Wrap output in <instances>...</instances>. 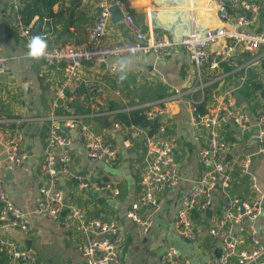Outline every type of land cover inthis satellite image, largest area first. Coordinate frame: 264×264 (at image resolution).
I'll list each match as a JSON object with an SVG mask.
<instances>
[{
    "label": "built area",
    "instance_id": "1",
    "mask_svg": "<svg viewBox=\"0 0 264 264\" xmlns=\"http://www.w3.org/2000/svg\"><path fill=\"white\" fill-rule=\"evenodd\" d=\"M1 1V0H0ZM26 0H11V15L21 45H27L32 37L41 36L47 41L45 54L38 58L49 65H56L62 72L61 80L53 87L42 164L39 169L41 186L38 190L35 212L50 221L59 223L62 229L75 238L76 249L83 264H122L119 251L126 241L123 223L104 218L102 213L94 214L81 203L68 202L64 191L65 178L73 180L79 191L99 192L108 198L120 196V190L106 183H96L92 175L73 170L74 138L82 144L89 159H96L108 168L117 165L119 147L104 139L90 123L104 118L125 139L142 140V162L133 168L139 182L138 196L127 212V219L133 222L140 234L147 235L155 214L165 203L167 191L181 181L176 164L178 140L169 131L170 105L185 104L191 123L202 128L206 144L199 150L200 172L194 189L183 199L175 220L179 237L184 242H197L207 231L208 251L211 258L206 264H264V242L258 234L256 222L262 215L264 190L259 177L251 166V157L240 161L235 172L227 163L229 150L236 146L226 137L231 127L242 131L255 128L260 144L259 153L264 154V104L254 121L251 107L254 97L243 105L237 104L232 92L219 93L204 115L197 112L198 105L205 103L206 89L219 83L223 76L221 64L227 63L234 73L247 72L264 61V31L251 30L260 16L261 0H196L187 12L189 26L178 36H161L146 31L128 11L123 0H98V13L87 33V42L82 46L66 45L52 47L49 44L53 33L50 18H42L39 32L34 31L33 21L25 22L22 10ZM194 3L203 8L209 19L216 23L206 25L195 14ZM117 11L131 36V40L107 43V28ZM237 12L236 14H234ZM37 17V16H36ZM35 17V18H36ZM39 18V17H38ZM180 47L197 69L199 86L183 92L176 89L172 96L161 102H148L134 109L147 108L146 117L157 121L158 128L149 134L147 128L124 125L118 118L119 110L104 106L109 86L96 76V71L106 65L112 71L114 66L107 62L114 58H138L154 55L165 60ZM244 53L257 54L245 63L239 62ZM8 58L0 52V88L7 74ZM211 74L207 78L205 72ZM247 78L242 79V83ZM253 92V90H251ZM256 93V91H255ZM196 94L201 98L196 99ZM115 95L122 99L120 90ZM77 99L80 106L90 110L89 115L78 113L73 105ZM103 106V107H102ZM130 110H120V113ZM21 120L0 121V249L10 258L11 264H37L36 252L31 247H22L8 232L17 231L25 236L33 233L31 212L17 206L10 198L4 180L6 168H19L28 160L23 150L24 135ZM241 177L247 183V193L237 195L233 191L236 179ZM218 202L220 211L208 219L209 211ZM208 219V220H206ZM208 225L205 230V225ZM158 264H191L176 248L164 251Z\"/></svg>",
    "mask_w": 264,
    "mask_h": 264
},
{
    "label": "crops",
    "instance_id": "2",
    "mask_svg": "<svg viewBox=\"0 0 264 264\" xmlns=\"http://www.w3.org/2000/svg\"><path fill=\"white\" fill-rule=\"evenodd\" d=\"M98 0H58L53 7L55 15L51 19L53 33L49 44L52 47L76 45L82 46L87 42V33L92 27L98 13ZM128 11L146 31L161 36H178L189 26L187 12L191 3L196 0H123ZM264 7V0H261ZM196 18L206 25L217 22L204 14L203 8L194 3ZM235 12L234 14H236ZM184 18V19H183ZM186 18V19H185ZM42 20L34 18L33 27L39 32ZM251 30L257 33L264 31V8ZM107 43H119L131 40L120 14L113 10V18L107 28ZM0 52L8 58L7 74L0 88V121L21 120L24 135L23 150L29 158L19 168L8 167L4 173L7 191L12 201L20 208L31 212L33 233L25 236L20 232H8L9 236L22 247L35 250L37 264H83L75 247L76 240L67 234L60 222L47 220L35 212L38 190L41 186L39 169L42 164V151L45 145L48 123L46 117L50 109L53 87L61 80L62 72L56 65H49L41 59H31L26 56V50L21 45L20 37L13 24L11 15V0L0 1ZM257 54L244 53L239 56V62L253 60ZM127 62V67H124ZM114 66L115 71L106 65L99 68L90 67L88 72L96 71V76L108 84L109 88L101 100L104 106L114 110H130L148 102H163L176 89L188 92L199 86L197 69L187 57L184 50L178 47L165 60L157 59L154 55L138 58H114L107 62ZM234 73L229 64H221L223 79L216 85L206 89L204 105L197 108L199 115H204L212 106L216 94L232 92L244 96L248 102L254 97L251 107V119L255 120L264 104V61L251 67L247 72ZM206 77L211 74L206 72ZM121 77H126L123 81ZM247 78L244 84L243 78ZM255 85V87H254ZM256 85L258 88H256ZM120 90L123 98L115 95ZM253 90V92L251 91ZM256 91V93H255ZM162 97V98H161ZM201 94H196L200 99ZM251 97V98H252ZM144 98H156L146 101ZM237 99V98H236ZM74 107L80 114L89 115L90 110L80 106L74 99ZM103 107V106H102ZM169 131L178 140L176 164L181 181L175 188L167 191L165 203L155 214L153 226L147 235L140 234L136 225L127 219V212L137 199L139 191L138 178L133 168L140 164L143 155L142 140H132L124 144L119 130L114 129L104 118L90 122L96 132L104 139L116 143L119 147L118 163L108 168L102 162H92L86 155L82 144L74 138L72 151L74 154L73 170L82 174H90L96 183H106L120 190V196L108 198L102 193L89 191L83 193L78 190L75 182L65 178L64 191L68 195V202L86 205L94 214L102 213L104 218L115 219L123 223L126 241L119 251L122 264H158L162 254L169 248L181 251L191 264H206L211 255L208 251L209 238L207 231L197 242H184L178 235L175 220L182 206L183 199L194 189L195 181L200 172L199 150L206 144L205 134L200 127H194L185 104H171ZM120 115L130 111H122ZM226 137L236 143L229 150L227 163L238 174L236 166L247 157H251L253 171L259 177L264 190V154L259 153L260 144L256 138L255 128L242 131L231 127ZM3 147L0 145V154ZM10 171V172H9ZM233 191L237 195L247 193V183L238 176ZM220 211V204L216 202L208 213V219ZM206 219V220H208ZM258 234L264 242V204L262 215L256 222ZM205 230L208 225L206 224ZM168 245H165V244ZM0 264H11L0 249Z\"/></svg>",
    "mask_w": 264,
    "mask_h": 264
},
{
    "label": "trees",
    "instance_id": "3",
    "mask_svg": "<svg viewBox=\"0 0 264 264\" xmlns=\"http://www.w3.org/2000/svg\"><path fill=\"white\" fill-rule=\"evenodd\" d=\"M57 2L58 0H26L25 6L22 10L25 22L30 24L36 16L39 17V19L45 17L54 19L56 14L53 12V7L57 4ZM256 88H258L257 85ZM203 105L204 104L202 103L198 106L201 107ZM147 110V108L134 109L128 113L120 115V121L124 125H134L147 128L149 130V134H153L158 128V122L147 119Z\"/></svg>",
    "mask_w": 264,
    "mask_h": 264
},
{
    "label": "clouds",
    "instance_id": "4",
    "mask_svg": "<svg viewBox=\"0 0 264 264\" xmlns=\"http://www.w3.org/2000/svg\"><path fill=\"white\" fill-rule=\"evenodd\" d=\"M28 51L26 56L31 59H38L45 54L47 48V41L41 36H34L31 38L27 45ZM124 67H127V62H124ZM126 77H121L120 80L123 81Z\"/></svg>",
    "mask_w": 264,
    "mask_h": 264
},
{
    "label": "water",
    "instance_id": "5",
    "mask_svg": "<svg viewBox=\"0 0 264 264\" xmlns=\"http://www.w3.org/2000/svg\"><path fill=\"white\" fill-rule=\"evenodd\" d=\"M236 98H237V104L240 105L243 101H245V98L244 96H242L241 94L239 93H236ZM92 162H96L97 160L96 159H91ZM10 172V171H9ZM210 214V212H209Z\"/></svg>",
    "mask_w": 264,
    "mask_h": 264
},
{
    "label": "rangeland",
    "instance_id": "6",
    "mask_svg": "<svg viewBox=\"0 0 264 264\" xmlns=\"http://www.w3.org/2000/svg\"><path fill=\"white\" fill-rule=\"evenodd\" d=\"M205 73L207 72V71H204ZM209 73V72H208ZM217 95V94H216ZM146 101L148 100V101H150V100H153V99H156V98H144ZM6 119H9V118H6ZM165 245H168L167 243L165 244Z\"/></svg>",
    "mask_w": 264,
    "mask_h": 264
},
{
    "label": "bare ground",
    "instance_id": "7",
    "mask_svg": "<svg viewBox=\"0 0 264 264\" xmlns=\"http://www.w3.org/2000/svg\"><path fill=\"white\" fill-rule=\"evenodd\" d=\"M184 19V18H183ZM186 19V18H185Z\"/></svg>",
    "mask_w": 264,
    "mask_h": 264
}]
</instances>
